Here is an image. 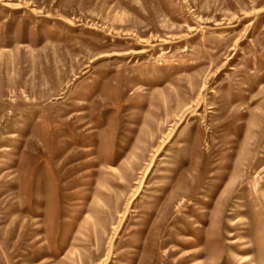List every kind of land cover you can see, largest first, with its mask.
<instances>
[{"label":"rangeland","instance_id":"rangeland-1","mask_svg":"<svg viewBox=\"0 0 264 264\" xmlns=\"http://www.w3.org/2000/svg\"><path fill=\"white\" fill-rule=\"evenodd\" d=\"M0 264H264V0H0Z\"/></svg>","mask_w":264,"mask_h":264}]
</instances>
